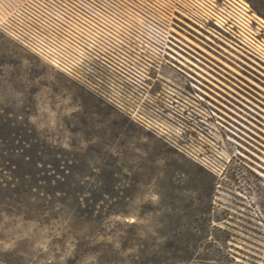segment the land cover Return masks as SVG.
<instances>
[{
	"label": "rangeland",
	"instance_id": "rangeland-1",
	"mask_svg": "<svg viewBox=\"0 0 264 264\" xmlns=\"http://www.w3.org/2000/svg\"><path fill=\"white\" fill-rule=\"evenodd\" d=\"M26 2L0 0V148L13 153L0 161V264H178L170 229L212 230L187 240L185 264H221L200 259L217 249L222 264H264V60L175 21L168 39L185 52L166 43L178 55L159 56V95L141 106L154 134L22 36ZM251 7L264 19V0ZM182 203L208 215L174 222Z\"/></svg>",
	"mask_w": 264,
	"mask_h": 264
},
{
	"label": "built area",
	"instance_id": "built-area-1",
	"mask_svg": "<svg viewBox=\"0 0 264 264\" xmlns=\"http://www.w3.org/2000/svg\"><path fill=\"white\" fill-rule=\"evenodd\" d=\"M51 1L21 8L22 36L84 90L154 134L159 128L141 106L159 95L149 71L160 68V55H171L166 43L175 21L264 60V19L247 0Z\"/></svg>",
	"mask_w": 264,
	"mask_h": 264
},
{
	"label": "trees",
	"instance_id": "trees-1",
	"mask_svg": "<svg viewBox=\"0 0 264 264\" xmlns=\"http://www.w3.org/2000/svg\"><path fill=\"white\" fill-rule=\"evenodd\" d=\"M249 4H252V0H247ZM13 156L11 150L0 148V161L2 162H9L10 158ZM54 161H57L54 157ZM1 168V167H0ZM10 190V186L0 184V191L6 192ZM49 195V193H46ZM183 212L181 214L173 212L170 214V218L174 220V222H180L185 217H200L203 218L208 215V212H193L192 210L187 209V204L182 203ZM188 211V212H187ZM215 231L227 233L219 228H213ZM212 230H202V231H189V230H182V229H170L166 231V234L163 236L167 239L164 248L168 251V257L165 258L169 262L178 263V264H185L193 259L194 256V245L187 243V240L192 239L195 241L199 240H206L207 234L210 233ZM217 241V240H215ZM146 248V247H145ZM142 254L144 255L147 252V248L143 249ZM223 254L219 249H217L213 253H206L204 257L200 258L201 260H214L222 264L223 262ZM141 264H147L144 260Z\"/></svg>",
	"mask_w": 264,
	"mask_h": 264
},
{
	"label": "flooded vegetation",
	"instance_id": "flooded-vegetation-1",
	"mask_svg": "<svg viewBox=\"0 0 264 264\" xmlns=\"http://www.w3.org/2000/svg\"><path fill=\"white\" fill-rule=\"evenodd\" d=\"M35 1H36L37 3H39V4H42L43 2L45 3L47 0H35ZM49 1H51V0H49ZM51 2H52V1H51ZM170 37H171L172 39H174V40H177V39L174 38L172 35H171ZM177 41H178V40H177ZM169 43H170L173 47H175V48H177V49H180L181 51L185 52L183 49H181L179 46H177L176 44H174L172 41H169ZM167 49H168V51L171 52L172 54L178 55L177 51H175L173 48L168 47ZM166 55H168V52L166 53ZM179 56H180V55H179ZM170 57L173 58V59H175L172 55H170ZM180 57H182V56H180ZM182 58H183V57H182ZM165 61L168 62L171 66L177 68L178 70H181L179 67H177V66L174 65L173 63L169 62L168 60L165 59ZM179 63H181V62L179 61ZM181 64L184 65L183 63H181ZM181 71H182V70H181ZM166 83H168V84H170V85H173V83H171V82H169V81H166ZM166 83L160 82L159 84H160V85H167Z\"/></svg>",
	"mask_w": 264,
	"mask_h": 264
},
{
	"label": "bare ground",
	"instance_id": "bare-ground-1",
	"mask_svg": "<svg viewBox=\"0 0 264 264\" xmlns=\"http://www.w3.org/2000/svg\"><path fill=\"white\" fill-rule=\"evenodd\" d=\"M220 225V224H219ZM224 228V227H223Z\"/></svg>",
	"mask_w": 264,
	"mask_h": 264
}]
</instances>
